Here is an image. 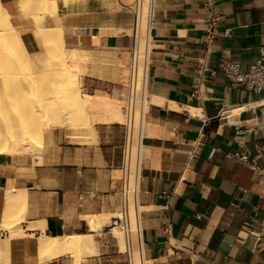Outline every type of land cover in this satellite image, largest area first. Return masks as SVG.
<instances>
[{"label":"crops","instance_id":"0c3cea01","mask_svg":"<svg viewBox=\"0 0 264 264\" xmlns=\"http://www.w3.org/2000/svg\"><path fill=\"white\" fill-rule=\"evenodd\" d=\"M1 1L27 53L44 55L19 0ZM133 2L75 0L58 11L83 44L101 36L112 53L110 68L81 80L95 136L51 129L42 164L30 154L0 155V215L9 183L25 188L27 223L43 220L53 236H96L91 264L126 262L109 226L96 234L82 217L119 211L127 123L120 98L130 76ZM210 15L220 20L206 53ZM149 47L146 99L138 100L141 121L130 134V205L141 212L136 257L148 264H264V95L233 85L220 69L231 61L247 71L260 61L264 0H155ZM10 264H39L33 238L11 240Z\"/></svg>","mask_w":264,"mask_h":264},{"label":"bare ground","instance_id":"6f19581e","mask_svg":"<svg viewBox=\"0 0 264 264\" xmlns=\"http://www.w3.org/2000/svg\"><path fill=\"white\" fill-rule=\"evenodd\" d=\"M57 1L58 0H19L18 2V8L20 13L23 16H26L29 19H31L36 24V34L40 38H42L46 46V53L44 55L38 57H32L30 58L31 60L30 61L27 60V58L31 56L27 53V49L22 41L20 32L18 29H16L13 26L11 21V16L7 11V9L4 7V5L2 4V1L0 0V91L3 90L2 88H4V92L1 94L2 95L5 94L2 96L3 99L0 96V102L2 101L0 105H2L3 103L4 106H7V108L3 106L0 107V120H1L0 122L2 123L4 121L3 123H5L4 127L0 126L3 127V129L0 128V155L20 156V155L30 154L33 157V159L38 160L37 161L38 164L40 163L42 164L44 153L36 149V143H40L42 146L45 145L46 131L42 129L41 126L39 127L37 126V124L41 120V119L39 120L40 114L44 118H46L48 125L52 129L69 128L74 132L88 131L90 135L95 136V126L90 121V116L86 108L85 99L82 95V92L80 91L81 80L83 77L93 75L98 68L97 66H99L100 64L99 62L101 61L102 62L106 61L108 64L106 67L105 66L102 67L103 69L110 68L112 53L109 48H106L103 45L101 36L94 37L92 44L88 46L83 44L79 40V37L77 36L73 28L63 27L61 23V19L56 13L54 8V4L57 3ZM74 1L75 0H62L61 5H63L64 3H71ZM77 1H83V0H77ZM150 8L151 7L145 9V17L143 20L144 30L148 24L147 20H149ZM150 17H151V13H150ZM148 40H150V36L147 30L144 39L141 41V49L144 52L148 51L147 50ZM59 43L65 47L64 49L65 51L64 55H66L65 70L62 75L60 74V77L57 80L54 79L55 82L57 83L55 84L56 87L54 89V97L48 99V101L52 100L51 103H46V99H43L41 96V94H43L41 89H44L42 88L44 87V85L41 84L42 83L41 78L43 80V83L45 82V80H47L44 78L43 74L47 71L48 69L47 67L50 66V61L51 59H53L52 56L54 54V50H53L54 44H59ZM62 59H64V57ZM21 64L24 65L21 67ZM53 66L54 65L50 66L49 68ZM20 68L22 72L19 71ZM25 68L34 70L36 72L38 71V73L40 70L44 69L45 72L41 73L43 77L40 75V73L37 74L35 72V75L36 74L40 75L41 78H37L36 76V81L34 80L35 77L33 79L30 78V80L31 79L33 80L32 82L35 81L37 82V84L39 83V80L37 79H40L41 83L39 84L43 86L39 85L38 87L39 88L41 87L40 89H37L38 87H36L39 93L36 92L37 90L35 89V87H33L34 83L33 84L30 83V84H32L31 87L35 89V92H30L32 89L31 87L29 89L28 86L27 87L30 91L28 89L27 90L25 89L23 83L24 78L22 79V77L26 73L24 71L26 70ZM46 74H48V71L47 73H45V75ZM51 74L53 73L51 72ZM54 75L57 74H55L54 72ZM54 75H50L51 77L49 78V80ZM20 80L22 83H19ZM142 83L144 85V80H142V82H140L139 85H141ZM35 86L37 85L35 84ZM39 90L41 91V93ZM51 90L52 89H50V92ZM44 92H46V90ZM28 99H30V101L32 100L34 104L33 106L29 105L30 101ZM5 101H7L6 104L11 105V107L13 106L14 107L13 108L8 107V105L4 104ZM25 103H27L28 105L27 104L24 105ZM62 105H64L65 107H63ZM24 107L26 109L28 108L27 110L29 114L27 113V111L24 112V110H26L24 109ZM4 108L6 112L9 111L7 112V114L8 113L11 114L13 112L11 109L14 108L17 109L15 110L16 112L13 113L14 119L10 118L9 116L10 114L8 115L9 117L8 116L6 117L11 119L12 121L9 119H5L4 117L5 112L3 110ZM2 111L4 114L2 113ZM24 115H26V117L29 116L30 120L25 121L26 117ZM130 120H131V129L135 131V129H137L139 126V125L136 126L137 120L139 124L141 121V112L139 111L138 108L135 107V109L132 112ZM9 121H11V123ZM44 125L47 124L44 122L43 126ZM67 135H69V133H67ZM59 152L61 153V151ZM13 160L14 158L12 159V161ZM27 205H28V194L25 188L18 189L6 200L4 204V209H2L3 211L1 213V220H0L1 223L0 231L4 232L3 235L0 234V246L2 248L4 247V249L10 251L11 241L9 243L8 238L10 237L7 238V236L8 235L10 236L12 233H17L14 236L15 238L16 236H18L17 238L31 237L35 240L37 246V260L39 264H46L69 256L72 258H76L78 261H80L83 258L95 254L96 243L94 241L92 233L53 236L50 233H48V231L46 230L47 227L45 225L47 224H45L46 222H44L43 220L38 222L36 221L35 223H30L31 224L30 226L24 228L23 223H24L25 213L21 212V208H23L22 211H24L25 208L27 209L28 207ZM130 209H131L132 222L136 231V236L140 237V227H139L140 207L135 203H133L130 205ZM113 215H114L113 218H115L119 216V213L85 215L82 218L92 224V229L94 231H100L103 225L106 224L107 219H109ZM10 222L17 223L19 229L17 228L18 230L16 231L14 230L13 232L10 230L11 234L10 232H8L9 233L8 234L6 231L9 230V228L6 230V226L9 225ZM15 226L17 227L16 224ZM114 231L116 232L115 233L116 236L119 239L121 238V242L123 243L122 234L118 230L114 229ZM122 243L121 245L123 248L124 243L123 244ZM1 247H0V264H10V252H6L7 250L2 251ZM143 263L144 262L140 258L136 257V264H143Z\"/></svg>","mask_w":264,"mask_h":264},{"label":"built area","instance_id":"2783aa9c","mask_svg":"<svg viewBox=\"0 0 264 264\" xmlns=\"http://www.w3.org/2000/svg\"><path fill=\"white\" fill-rule=\"evenodd\" d=\"M155 0H134L132 4V13H133V26L131 38L133 41L131 48V61H130V76L129 82L126 88V106L127 113L131 118L132 112L135 109L136 105H139L138 100L140 98L146 99V86H147V67L148 59L150 55L149 41H147V50L142 51L141 41L144 39L146 31L148 30L150 36V27L153 17V7ZM209 8L212 7V3L208 2ZM151 7L152 16L147 20V26H143V20L145 17V9ZM220 18L214 15H210L207 20V30H206V39H205V52L208 53L210 46L217 37V25ZM220 69L222 73L228 78V80L233 85H245L248 90L257 94L264 95V48L262 49L260 61L251 66L247 71H242L240 66L234 62L226 61L221 64ZM144 80V86L140 87V82ZM199 94L198 86L193 91V96ZM146 103L143 106V110ZM225 115V112L222 113ZM125 128V141L123 146V162L121 167V180L122 187L119 193L120 196V206H119V216L112 218L111 225L109 230H118L123 237V250L118 245L119 253L125 256V264H136V242H135V227L132 222L131 209H130V178H131V144H130V134L131 130V120L128 119L127 123L123 125ZM142 141V140H141ZM241 159H244L241 156ZM253 167L259 171V167L256 163H253ZM139 194V184L137 191V203ZM264 197V188L262 192ZM140 206V205H139ZM264 225V222H262ZM139 227L141 235V212L139 211ZM142 243V240H141ZM143 249V247H142ZM148 264L144 258V263Z\"/></svg>","mask_w":264,"mask_h":264},{"label":"rangeland","instance_id":"374dc122","mask_svg":"<svg viewBox=\"0 0 264 264\" xmlns=\"http://www.w3.org/2000/svg\"><path fill=\"white\" fill-rule=\"evenodd\" d=\"M61 3H62V0H58L57 1V3H55L54 4V8H55V11H56V13L58 14V11H59V9H62L64 6H67V5H69V4H72L73 2H71V3H64L63 5H61ZM61 19V18H60ZM64 49H65V47L64 46H62L60 43L59 44H54V48H53V50H54V54H53V56H52V58L54 59H51V61H50V66H52V65H54L53 67H51V68H49V67H47L48 69H47V71H48V74H50V75H54V72H55V74H57V75H54V76H52V80L50 79L49 80V78L51 77L50 75H48V74H46L45 75V73H47V71L45 72L44 71V69H42V70H40L39 71V73H40V75L43 77V75H44V78L45 79H47V80H45L44 78V80H45V82H46V84H45V82L43 83V80H42V78H41V76L40 75H37V74H39L38 73V71L36 72V71H34V70H30V69H27V68H25L26 70H24L25 72H23V73H25L24 74V76L22 77V79H23V83H24V86H25V89L27 90L28 89V87H29V89H30V87H31V85L33 84L34 86L33 87H35V89H36V87H38L39 85H41V84H43L44 85V87H42V88H44V89H41L42 90V93L43 94H41V96H42V98L43 99H46V103H51L52 102V100H49L48 101V99H50V98H52V97H54V89H55V87H56V85L55 84H57L56 82H55V80H57L59 77H60V74L62 75L63 73H64V70H65V59H66V55H64V53H65V51H64ZM62 51V52H61ZM62 53V54H61ZM64 55V56H63ZM27 57V56H26ZM64 57V59H62ZM30 58H32V57H29V58H27V60H30ZM59 59V60H58ZM26 60V61H27ZM31 61V60H30ZM29 62V61H28ZM100 64H99V66H97V67H100V68H102V67H106L108 64H107V62L106 61H101V62H99ZM96 64V63H95ZM24 64H21V67L23 66ZM102 65V66H101ZM24 68V67H23ZM53 69V70H52ZM50 70H52V71H50ZM56 70V71H55ZM63 70V71H62ZM20 72H22V70H21V68H20V70H19ZM28 71V72H27ZM32 71V72H31ZM41 71H43V72H41ZM50 71V72H49ZM35 72L37 73L36 75H35ZM45 72V73H44ZM51 72L53 73V74H51ZM59 72V73H58ZM33 73V74H32ZM41 73H44L43 75L41 74ZM31 74H32V76H31ZM49 77H48V76ZM36 76H37V78H41V81H42V83H41V81H40V79H37V80H39V83H41V84H37V82H35L36 81ZM39 76V77H38ZM47 76V77H46ZM56 76H57V78H56ZM35 77V78H34ZM30 78H34V82H32L33 80L31 79L30 80ZM55 79V80H54ZM54 80V81H53ZM28 81V82H27ZM48 81V82H47ZM52 82V83H51ZM19 83H22L21 82V80H20V82ZM30 83H32V84H30ZM50 83V84H49ZM26 84V85H25ZM35 84L37 85V86H35ZM43 85H41V86H43ZM46 85V86H45ZM50 87H49V86ZM28 86V87H27ZM27 87V88H26ZM41 88V87H40ZM39 87L37 88V89H40ZM47 88V89H46ZM49 88V89H48ZM3 90H1L0 91V94L1 93H3L4 92V88H2ZM28 89V90H29ZM31 89L33 90H29L30 92H35V89L34 88H32L31 87ZM36 89V90H37ZM50 89H52L51 90V92H50ZM46 90V92H44ZM40 91V90H39ZM80 91L82 92V93H85L84 92V90H83V84H82V86H81V89H80ZM36 92H38V90L36 91ZM5 93H6V90H5ZM39 93V92H38ZM40 93H41V91H40ZM44 93H45V95H44ZM3 95H5V94H3ZM2 94L0 95L1 97L3 96ZM44 95V96H43ZM7 97V96H6ZM30 97V96H29ZM28 97V98H29ZM32 97V96H31ZM49 97V98H48ZM125 98H126V90L124 91V93H123V95H122V98H120V99H123V100H125ZM2 99H3V97H2ZM30 99H32V98H30ZM30 99H28L29 101H30ZM6 100V99H5ZM4 101V100H3ZM48 101V102H47ZM2 102V101H1ZM0 102V103H1ZM6 102L7 101H5V103L4 104H6ZM28 103V102H27ZM27 103H25L24 105H26ZM6 105H8V104H6ZM28 105V104H27ZM29 105H34L33 104V102H32V100L30 101V104ZM1 106H3V107H6L7 108V106H4L3 105V103H2V105H0V107ZM31 106V107H32ZM63 107H65L64 105H62ZM8 107H11V105H8ZM14 107V106H13ZM13 107H11V108H13ZM16 108V107H15ZM11 109L13 112L11 113L12 114V117H11V114L10 113H8L7 114V112H9V111H5V108L3 109L4 110V112H5V114L3 113V111H2V113L5 115H3L4 117H5V119H9V118H6L9 114V116H10V118L11 119H14V117H13V113H15L16 111L15 110H17V109ZM10 109V108H9ZM24 109H26L25 107H24ZM28 109V108H27ZM24 110V112L25 111H27V113H28V110ZM29 109H30V106H29ZM6 110H8V109H6ZM30 111V110H29ZM27 113H26V115H27ZM29 114V113H28ZM26 115H24L25 117H26ZM8 116V117H9ZM43 116L40 114V118H39V120L40 121H42V122H40L39 121V123L38 122H36V123H38L37 124V126L39 127V126H41L42 127V129H44L45 131H46V134L52 129L49 125H48V122H47V120H46V118H42ZM28 118V119H27ZM126 118H127V121H128V119H130V117L128 116V113H127V116H126ZM11 119H9V120H11ZM26 120L25 121H27V120H30V118H29V116L28 117H26L25 118ZM43 119H45V120H43ZM1 121V120H0ZM12 121V120H11ZM11 121H9L10 123H11ZM15 121V120H14ZM47 124V125H44L43 126V123L44 122ZM4 122V121H3ZM1 123L0 122V126H3L4 127V124L5 123ZM8 122V121H7ZM28 122H30V121H28ZM13 123V122H12ZM15 123V122H14ZM25 123V122H24ZM3 124V125H2ZM42 124V125H41ZM50 124V123H49ZM139 125V122H138V120H137V125L136 126H138ZM3 127H0L1 129H3ZM41 130V129H40ZM36 135H39V134H36ZM139 133H136V144H138V145H140V142H139ZM40 143H36V149L37 150H39L40 152H42V153H45V151L47 150V148L51 145L49 142H45V145H41ZM141 146V145H140ZM37 159H34V164H38L37 163ZM41 164V163H40ZM18 189H20V188H17L14 184H13V182H10L9 183V186L4 190V192H3V196H2V202H3V205H2V209H4V204H5V202H6V200L8 199V197H10L13 193H15ZM21 189H23V188H21ZM23 210V208H21V212L22 213H25L24 214V228H27L28 226H30L31 224L30 223H28L27 224V222H26V214H27V209L25 208L24 209V211H22ZM3 211V210H2ZM2 211H1V213H2ZM116 213H118V212H116ZM116 216V215H115ZM114 217V215L113 216H111L110 217V219L108 220L107 219V221H106V224H104V226H103V228L100 230V231H97L96 232V234H100V233H102V231L104 230V228L106 227V226H110L111 225V220H112V218ZM0 219H1V215H0ZM12 222H10V224L9 225H7L6 226V230L9 228V230H7L6 232L8 233V232H10V230L13 232L14 230L16 231V230H18L19 228V226H18V224L17 223H15V222H13L12 224H11ZM1 224V223H0ZM15 224L17 225V227L15 226ZM1 226V225H0ZM18 228V229H17ZM3 233L4 232H2V231H0V234H2L3 235ZM116 232L114 231V230H112V234H113V237L118 241V245L121 247V250H123V248H122V245H121V238L119 239L117 236H116V234H115ZM9 234V233H8ZM8 234H6V235H8ZM10 234H11V232H10ZM17 233H12L10 236L8 235L7 236V238L8 237H10V238H8L9 239V243H10V241L12 240V238L16 235ZM18 236H16V238H17ZM15 238V237H14ZM13 238V239H14ZM94 238H95V240H96V236H94ZM120 240V241H119ZM97 241V240H96ZM123 241V240H122ZM135 242H136V238H135ZM98 244V243H97ZM123 244V243H122ZM3 246V245H2ZM1 247V246H0ZM1 250L3 251H5V250H7V249H4V247L2 248L1 247ZM6 252H10V251H6ZM67 262H70L71 264H91V258H83L82 260H80V261H78L76 258H72V257H66V258H64Z\"/></svg>","mask_w":264,"mask_h":264}]
</instances>
